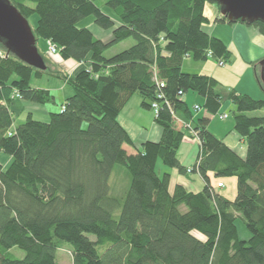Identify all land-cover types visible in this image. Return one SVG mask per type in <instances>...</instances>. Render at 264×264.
<instances>
[{"label": "trees", "instance_id": "1", "mask_svg": "<svg viewBox=\"0 0 264 264\" xmlns=\"http://www.w3.org/2000/svg\"><path fill=\"white\" fill-rule=\"evenodd\" d=\"M207 1L101 0L115 21L99 0H10L26 19L37 15L35 40L51 42L61 59L91 66L70 76L54 74L72 94L48 121L28 114L14 124L13 91L36 104L54 97L30 84L33 76H49L48 67L35 69L0 46V150L11 160L6 168L0 163V264H59L56 252L67 245L72 264H264V113L247 114L264 110V98L181 66L188 56L231 62L226 44L204 30ZM89 16L100 29L112 28L110 41L76 26ZM214 22L233 23L225 16ZM247 25L264 35V22ZM129 38V48L103 55ZM190 90L204 99L209 115L225 101L236 108L233 129L244 139V157L208 129L207 116L193 114L197 110L182 99ZM136 93L144 109L157 103L153 121L161 132L157 142L140 148L117 121ZM192 132L202 156L191 172L203 187L191 192L175 184L169 192L170 175H157L156 163L185 174L177 151ZM118 164L129 176L119 199L110 194ZM210 174L234 178L235 197L220 194ZM237 218L250 239L237 236ZM14 247L23 258L14 256Z\"/></svg>", "mask_w": 264, "mask_h": 264}, {"label": "crops", "instance_id": "2", "mask_svg": "<svg viewBox=\"0 0 264 264\" xmlns=\"http://www.w3.org/2000/svg\"><path fill=\"white\" fill-rule=\"evenodd\" d=\"M212 12L204 13V15L207 18V25L208 28H204L206 33L221 39L223 43L226 44L228 47V50L230 53H232V61L230 63H226L223 65L224 67L219 70V66H216L215 64L211 62H204V61H195L190 58V60H183L182 61V69L183 71L189 73H198V74H206L208 76H213L216 78L221 84L223 83L226 86H235L236 90L240 93H246L249 96L253 98H264L263 93L259 89V85L256 83V74L254 73L255 70H252V66L249 64V62H253L256 60H261L264 58V37L261 36L258 30H256L253 26H248L245 23H235V24H226V23H216L212 24L208 21L211 20V18H216L221 16L220 10L214 6ZM214 21V20H213ZM90 26H94L91 25ZM89 26V30H91ZM97 28V27H96ZM97 30V35L100 37V32ZM92 33H94L92 31ZM101 40L107 41V39H104L101 37ZM49 41L45 40V45ZM52 62V65H55L54 67H58V69L61 68V70H55L56 73H62L64 72L67 75L75 74L78 70H80L83 66L82 62H77L72 59L63 60L59 57L57 59L50 60ZM46 64V63H45ZM47 65V64H46ZM47 68V66H46ZM254 69V68H253ZM62 82V81H61ZM31 84V83H30ZM34 88H42L46 91H48L50 94L53 95L54 100L56 98V95L60 94L61 91H64L66 94L63 98L65 100L66 98L70 97L72 94V89L66 90L65 83L62 82L60 85H38L35 86L31 84ZM182 99L186 102L188 107L190 109H193L195 105H198L201 110L200 111H194L193 114H195L197 117H200L202 115L207 116L210 119V123L208 125V129L214 133L216 137H218L220 140L226 143L228 147H230L232 150H235L238 152V154L242 157L245 155V144H243L239 139L237 138V135L234 134L231 131L232 123H227V125H214L213 120L211 119L213 117L212 115H209L204 108L201 107V105L204 103V99L200 98L195 93L187 92L182 95ZM129 102L126 104V106L120 111V113L117 116V121L122 125V127L125 129L126 133L129 134L133 144L137 148L141 147V143L146 141H153L157 142L159 140V137L161 135L160 127L156 125V123L153 121V113L150 110H144L141 106V96L136 93L134 94L129 100ZM28 102L16 99L14 98L9 106L12 113H15L19 120H24L27 118V115L30 114L33 116V111H42V114L44 116L50 117L51 109L45 108L46 106H42L44 108H40L36 105H29L26 104ZM32 103V102H31ZM35 104V103H33ZM46 104V103H45ZM40 105V104H38ZM223 111V105L219 107V113ZM17 118V119H18ZM231 131V132H230ZM181 145L184 144L185 147H189L188 151H192L195 149L197 150L196 144H194L193 141H187L184 138L181 140ZM181 148V146H180ZM179 148V149H180ZM178 149V150H179ZM125 150L127 153H134L135 150L133 148L127 146L125 147ZM187 151V148L185 149ZM178 153V151H177ZM180 155L177 154L178 160L180 164H183L186 167V173L185 174H179L176 169L172 168L169 171L163 170V172H168L169 175H171L170 182H172V179L174 178L175 183L170 184L169 183V192L172 190L175 186V184L184 185V187L191 192H197L202 189L203 182L200 178V176L196 173L197 179H199V183L197 186H194L192 182L189 181V175H193L192 172H187V168L193 166V164H187L186 159L187 155H183V153L179 152ZM186 153V152H185ZM158 163V162H157ZM212 174H210V181L215 186L219 181H216L213 183L212 181ZM232 178V177H231ZM234 178H232L230 182H232L233 186H236V183L233 181ZM171 185L173 186L171 189ZM194 186V188H193ZM224 186V184H223ZM222 186V187H223ZM218 187V189L222 188ZM171 191V192H172ZM235 194V193H234ZM223 195V194H222ZM236 195V194H235ZM233 196V198L235 197ZM226 197V195H223ZM229 198V197H226ZM229 198V199H233Z\"/></svg>", "mask_w": 264, "mask_h": 264}, {"label": "rangeland", "instance_id": "3", "mask_svg": "<svg viewBox=\"0 0 264 264\" xmlns=\"http://www.w3.org/2000/svg\"><path fill=\"white\" fill-rule=\"evenodd\" d=\"M103 1V0H102ZM101 0H99L98 2V5H101V9L102 11L107 14L108 16L112 17L115 21H118L117 20V17L116 15H114L113 11L111 9H109L107 6L105 5H102L101 4ZM214 6H216L218 9L219 7L217 6V4L215 3H212V2H209L207 1V3H205L204 5V8H203V11L204 13H209V12H212L213 8H215ZM215 17V16H214ZM211 18V20H209L208 22L214 24V21L216 18ZM28 23L31 27V30L34 29L36 27V23H37V15H31L29 16L28 18ZM235 23H243V22H233L231 24H235ZM91 25H94V26H90ZM208 23H205L204 24V28H208ZM244 24V23H243ZM247 25V24H246ZM78 28L79 27H85V28H88L89 29V26L91 28V31H93V35L100 39L101 40V37L104 38V39H107V41H110L111 40V31H112V28L111 29H100L99 27H97L95 24H94V18L93 16H89L87 18H84L82 20L79 21V23L76 25ZM249 26V25H248ZM97 27V28H96ZM254 27V26H253ZM255 28V27H254ZM101 33L100 34V37L97 35V30ZM256 29V28H255ZM257 30V29H256ZM259 31V30H258ZM260 33V32H259ZM262 36V35H261ZM264 37V35L262 36ZM105 41V42H107ZM133 40L132 39H126V40H123V42H120V43H116L114 45H112V47H110L109 49L105 50L103 55L105 57H110L112 56V54L114 53H117V52H120V51H123V49H126V48H129L132 44H133ZM48 47H49V44L47 43L45 45V40H43L41 37H37L36 38V48L37 50L40 52V55L43 59V61L47 64V72H49V76H46V75H43L41 77H32L30 79V83L35 85V86H38V85H49V84H52V85H60L62 84V82H64L66 85H65V88L66 90H70L72 89V87H70L67 82L63 81V80H59L57 79L54 74H55V70H61L58 69V67H54L55 65H52V62L50 60L52 59H57L58 58V55L56 54H52L49 50H48ZM0 53L3 55V52L2 50L0 51ZM190 56L186 57L184 60H190ZM208 62H211L213 64H215L216 66H219V70H221L222 67H224L223 65H225V61L224 60H214L211 56H208ZM192 59V58H191ZM63 60H67V59H63ZM194 60V59H193ZM262 60V59H261ZM204 61V62H206ZM232 61V59H231ZM260 60H256V61H253V62H249V64L252 66V70H255L254 73L256 74V83L258 84L257 82V79L259 80V65H258V62ZM83 63V67L81 69H88L90 68V64L88 63ZM230 63V62H229ZM254 68V69H253ZM78 70L77 72L81 71ZM62 71V70H61ZM257 71V72H256ZM76 72V73H77ZM64 73V72H62ZM65 74V73H64ZM73 75V74H71ZM62 81V82H61ZM223 84V83H222ZM224 85V84H223ZM259 85V84H258ZM226 86V85H224ZM228 88L230 89H235L236 90V87L233 86H227ZM259 89L261 90L260 88V85H259ZM237 91V90H236ZM14 92V91H13ZM12 92V94H13ZM238 92V91H237ZM262 92V91H261ZM190 93H193L191 90L189 92ZM240 93V92H239ZM11 94V95H12ZM243 94V93H242ZM66 94L64 93V91H61L60 94L56 95V98L53 102L50 101V103H46V104H40V105H36L33 104V102L31 103L30 101H28V103L26 104H29V105H36L40 108H44L42 106H46L45 108H48V109H51L52 111L51 112H58L60 111L61 109V103L63 102V97L65 96ZM136 95V94H135ZM12 98H13V95H12ZM19 99V98H18ZM260 99H263L260 98ZM223 111L221 113H219V109L213 114V117L211 118L214 122V125H227V123H232L233 124V114L236 110V108L229 102V101H225L223 102ZM221 105V106H222ZM198 106V105H197ZM144 109V108H143ZM144 110H149V109H144ZM201 108L199 107L197 109V111H200ZM205 109H203L204 111ZM150 111L153 113V116L155 114V112L152 110V107L150 109ZM264 113V110H258L256 112H248L247 114L248 115H260V114H263ZM33 118L35 120H38V121H48L49 120V116H44L42 114V111H33ZM12 117H13V123L16 124L18 121H19V118L17 117V115L15 113H12ZM18 118V119H17ZM231 131L237 135V138L239 139V141H241L243 144H244V139L237 133L236 130L233 129V125L231 127ZM230 131V132H231ZM185 140L187 141H193L194 144H196L197 146V150L195 149L192 150L191 152L188 151V148L189 147H185L184 144L181 145V148L178 150V155H180L179 152L183 153V155H187V159H186V163L187 164H193L194 161H196L197 158H199L200 156H202V152H201V141L199 140L198 136L196 134H194L193 132L190 133V134H186L185 137H184ZM142 145V144H141ZM187 148V151H185V149ZM186 152V153H185ZM10 156L8 154H6L5 152H3L2 150H0V163L2 164L3 168H6L9 163H10ZM163 170H166V171H169L170 168L164 166L163 164H161L160 162L156 163V173L157 175H159L161 177V174L163 173ZM169 174V173H168ZM170 179H171V175H170ZM189 181L193 183L194 186H197L199 183V179H197V176L196 174L193 173V175H189ZM232 178L231 177H226V178H214L212 176V181L213 183H215L216 181H219L221 183L224 184V186L220 189L217 188V191L220 193V194H223V195H226V197H229V198H233V196L235 195V191H236V186H233L232 181L231 180ZM233 181L235 182V179H233ZM172 183H175V180L174 178L172 179V182H170V184ZM128 184H129V176H128V171H127V167L125 165H122V164H118L115 169L113 170L111 176H110V188H111V192L110 194L116 198H121L123 196V194L125 193V191L127 190V187H128ZM193 186V188H194ZM172 185H171V189H172ZM172 191V190H171ZM170 191V192H171ZM235 226L237 228V236L239 237V239H242V240H248L250 239V234L249 232L247 231L246 229V226H244L242 220L240 218H237L236 221H235ZM91 239L94 238V236H90ZM12 253H14V256L17 257V258H23V252L17 248H13L11 250ZM56 256H57V261L59 264H72V260H71V255H70V251H69V248H68V245L67 246H64L63 248H59L56 252Z\"/></svg>", "mask_w": 264, "mask_h": 264}, {"label": "water", "instance_id": "4", "mask_svg": "<svg viewBox=\"0 0 264 264\" xmlns=\"http://www.w3.org/2000/svg\"><path fill=\"white\" fill-rule=\"evenodd\" d=\"M218 5L221 16L231 22H264V0H210ZM0 46L7 54L29 66L46 70L36 40L28 23L10 0H0ZM259 81L264 84V58L258 62Z\"/></svg>", "mask_w": 264, "mask_h": 264}, {"label": "built area", "instance_id": "5", "mask_svg": "<svg viewBox=\"0 0 264 264\" xmlns=\"http://www.w3.org/2000/svg\"><path fill=\"white\" fill-rule=\"evenodd\" d=\"M48 44H49V47H48V50L52 53V54H58V50L56 49V47L51 43V42H48ZM159 84V83H158ZM160 86H162V83H160L159 84ZM13 96H14V98H20V95L18 94V92H16V91H14L13 92V94H12ZM158 97H160V95H158ZM151 107H152V110L155 112V114L158 112L157 111V103L156 102H154V103H152V105H151ZM199 108V106H197V105H195L194 107H193V109H195V110H197ZM63 109V108H62ZM194 133V132H193ZM194 134H196V133H194ZM199 161V158H197V162ZM217 185H218V187H222L223 186V183H221V182H218L217 183Z\"/></svg>", "mask_w": 264, "mask_h": 264}, {"label": "bare ground", "instance_id": "6", "mask_svg": "<svg viewBox=\"0 0 264 264\" xmlns=\"http://www.w3.org/2000/svg\"><path fill=\"white\" fill-rule=\"evenodd\" d=\"M13 98H14V96H13ZM20 99V98H19ZM191 170H192V167H188L187 168V172H191Z\"/></svg>", "mask_w": 264, "mask_h": 264}]
</instances>
